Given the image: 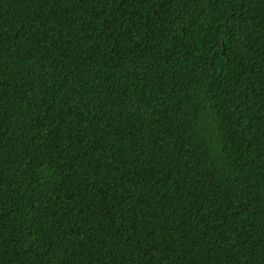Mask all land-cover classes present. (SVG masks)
Returning a JSON list of instances; mask_svg holds the SVG:
<instances>
[{"label":"trees","instance_id":"trees-1","mask_svg":"<svg viewBox=\"0 0 264 264\" xmlns=\"http://www.w3.org/2000/svg\"><path fill=\"white\" fill-rule=\"evenodd\" d=\"M0 264H264V0H0Z\"/></svg>","mask_w":264,"mask_h":264}]
</instances>
